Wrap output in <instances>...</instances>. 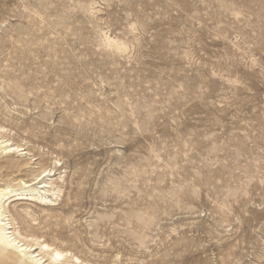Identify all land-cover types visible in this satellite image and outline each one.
Returning a JSON list of instances; mask_svg holds the SVG:
<instances>
[{"label": "rangeland", "instance_id": "1", "mask_svg": "<svg viewBox=\"0 0 264 264\" xmlns=\"http://www.w3.org/2000/svg\"><path fill=\"white\" fill-rule=\"evenodd\" d=\"M0 137L82 264H264V0H0Z\"/></svg>", "mask_w": 264, "mask_h": 264}, {"label": "bare ground", "instance_id": "2", "mask_svg": "<svg viewBox=\"0 0 264 264\" xmlns=\"http://www.w3.org/2000/svg\"><path fill=\"white\" fill-rule=\"evenodd\" d=\"M21 150L20 145L10 143L8 139L0 140V155L5 154L4 158H6L0 161V175L3 169L18 171L31 163L20 158H15L14 153H18ZM51 172L52 170L45 168L39 174L35 175L34 183L32 184L21 180L19 184H23L20 189L23 192L20 193H17L19 189H15L10 182L0 184V264L83 263V260L76 254L54 246L45 240L41 241L40 237L36 234H22L18 227L17 217L11 214L8 208L10 203L15 199H35L40 202L52 203L54 199L50 198V195H46V192H50L51 195L59 197L61 190L58 187H53L54 183L48 182L45 179L46 176L53 175ZM34 184L40 185L32 187ZM42 188L43 192L41 190ZM13 192L16 193L11 194ZM15 196H18V198L11 200ZM23 196H28V198ZM86 264L91 263L86 262Z\"/></svg>", "mask_w": 264, "mask_h": 264}]
</instances>
